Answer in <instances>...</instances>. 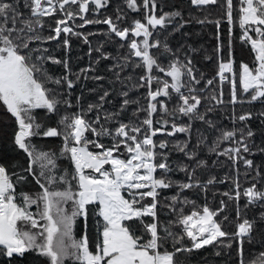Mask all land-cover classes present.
Listing matches in <instances>:
<instances>
[{
    "label": "trees",
    "instance_id": "1",
    "mask_svg": "<svg viewBox=\"0 0 264 264\" xmlns=\"http://www.w3.org/2000/svg\"><path fill=\"white\" fill-rule=\"evenodd\" d=\"M7 2L17 6L22 13L21 20L35 19L31 17L30 10L22 6L24 0H7ZM128 4L129 0H107L105 6L97 9L94 4L89 3V11L86 13H79L78 4L66 5V9L77 13L72 19H68L65 12L59 10L57 6L55 13L40 18L43 26H37L35 34L43 39L34 41L30 47L47 49L48 51L43 53L45 57L51 56L62 61L56 64L51 60H45L43 67L48 75L62 81L59 85L46 83V87L53 89V94H57L60 99L70 101L71 107L61 104L56 113H48L46 109H35L33 115L36 121L43 128L57 127L63 131V126L59 124L63 115L81 114L90 123H94L99 117L100 124L94 126L99 128L103 125L113 134L122 123L129 125V128L139 127L142 138L147 131L143 120L148 118L146 111L148 105L150 102L157 104V111L152 114L151 119L153 128L161 131L157 132L153 140L157 145L161 142L166 143L165 148L155 149L158 153L157 162L166 157L170 171L164 172L158 169L155 176L171 181L172 186L158 189L155 222L161 235H164L163 229L167 227L178 239L183 237L175 244L172 237H169L164 241L161 251L175 252L177 264H240L241 260L244 264H253V261H260L261 254L264 253V219H262L264 200L257 199L249 204V198L243 193L245 189L253 186L256 191L264 192V115H261L264 113V98L251 101V91L244 93L239 83L241 65L253 67L255 63V53L251 45L242 38L243 30L239 22L240 9L243 7L241 0H232L231 23L226 15V0H217L215 4L207 5H194L191 0H155L154 11L151 10V5L149 9L144 8V0H136L138 10H133ZM175 13L179 15H172ZM81 15L84 17L83 20L80 19ZM149 15L166 16L164 26L158 25L155 28L149 26L152 32L149 43L159 41L158 47L149 48V54L156 60L151 73L146 71L141 58L136 57L129 47L133 39L140 43L143 40L142 36L134 37L129 33L127 39H121L105 23L85 24V20L103 21L110 18L118 29H124L131 28L136 20L146 24ZM58 20H67V26L72 32H61L57 39L48 40L47 37L56 35L54 29ZM19 26L22 25L18 22ZM65 40L68 41L67 46L64 44ZM37 55L40 53L34 52L33 58L35 59ZM189 61L191 64L188 66L193 70V75L199 83H195L187 75L182 77V83L193 87L195 92L191 94L198 96L201 101L196 114L191 117L176 111L182 101L179 99L180 94L171 88L168 90V96H158L156 101H150L148 96L150 90L156 91L157 88H162L163 81L172 83L171 77L159 71L160 67L167 69L174 62L187 65ZM65 62L68 65L67 70L64 67ZM222 62L232 64V71L225 72L227 79L223 82L218 75ZM149 75L153 77L151 89L147 81L141 79ZM65 76L73 81V88H67L64 82ZM93 77H102V79ZM209 80H212L211 85L207 84ZM233 80L236 83V103H231ZM181 92L184 95L190 94L187 86L182 88ZM105 93L107 96L101 101L100 97ZM213 96L217 99H212ZM125 100L129 101L127 105L124 104ZM220 100H223V103ZM157 101L166 106L167 112ZM89 105L97 107L89 111ZM247 113H251V119L245 121L238 119L240 115ZM197 115H203L204 120L198 119ZM173 124L187 127L189 130L169 136L167 132L173 131ZM249 130L253 133L251 137L247 136ZM17 131L15 118L0 102V165L6 168L15 186L17 202L21 203V193L35 198L42 189L36 183L34 176L26 171L30 161L27 154L15 144ZM226 131L234 132L235 136L232 139H223V133ZM86 135L106 147H111L114 143L111 135L96 137L91 132ZM241 140L243 144L239 143ZM31 143L38 151L55 153L59 157L64 141L62 137L34 136L31 138ZM244 144L248 146V152L243 151ZM177 145L181 147L186 145V147L181 151ZM236 147L240 148V152L233 154L234 159L218 155L225 149ZM89 149L94 152L100 151L91 144ZM120 153L124 156L128 155L123 147L120 148ZM245 160H251L252 166H247ZM56 163L57 174H63L65 170L73 171L70 161L65 158H58ZM105 167L110 168L109 165ZM182 168H187L188 171H182ZM33 169L36 174L40 171L38 165H34ZM189 174H192L191 182L194 184L199 182L200 186L181 190L179 186L189 182ZM208 179H214V183L207 184ZM72 183L75 187V181ZM51 187L63 190L65 185L53 184ZM237 191L241 193L238 200L229 199V196L224 195L228 192L235 197ZM173 197L179 198L175 205L172 203ZM185 200L187 203H184ZM221 201L224 202L223 211H219L214 219L220 222L222 230L230 235L218 238L213 244L200 249L194 248L183 232V225L178 223L180 210H183L184 215L194 210H201L204 206L211 210H219ZM151 202V197H144L141 200V204L144 205ZM42 207L41 204L40 209ZM65 207L70 214L71 202ZM29 211L37 213V205H31ZM97 211L96 205H89L87 217L75 219L72 233L73 238L77 240L82 239L83 236L87 237L89 250L94 254L102 239L100 232L103 225V220L97 215ZM225 217L227 219H224ZM142 219L145 224L153 222L151 216ZM244 219L254 222V228L251 239L244 238V254L240 256L237 251L238 240L234 233L238 230V223ZM127 223H131L137 235L147 241L149 234L139 221ZM228 244H231V247H228ZM179 248L191 249V251L176 252ZM0 264H49V261L41 256L38 250H30L23 256L14 255L11 258L0 251ZM65 264H76V262L69 258L65 260Z\"/></svg>",
    "mask_w": 264,
    "mask_h": 264
},
{
    "label": "snow or ice",
    "instance_id": "2",
    "mask_svg": "<svg viewBox=\"0 0 264 264\" xmlns=\"http://www.w3.org/2000/svg\"><path fill=\"white\" fill-rule=\"evenodd\" d=\"M194 5L215 4L217 0H191ZM89 3L95 5L97 9L105 6L107 0H24L23 7L30 10L31 17L35 19L21 20L22 13L17 6L7 0H0V102L6 106L7 111L15 118L18 125V131L15 133V144L29 158V165L26 171L36 179L42 192L37 193L35 198L28 194L21 193L22 202H17L16 190L11 181L7 170L0 165V251L9 258L14 255L23 256L30 250H38L41 256L48 259L49 264H65V260L71 258L76 264H177L175 252H169L161 249L164 247V241L172 237L174 244L179 243V239L169 228H164V235L160 234L158 224L155 222L157 217V196L158 189L169 188L172 182L165 178H157L155 173L158 169L164 172L170 171L166 157L157 162V147L163 149L165 142L157 145L153 137L161 129L153 128L151 116L157 111V104L149 103L148 118L143 120L147 126V131L140 136L139 127H131L127 124H120L113 134L109 129L100 125L99 128L94 124H100L99 117L90 123L84 119L81 114L63 115L59 124L63 126V131L57 127L43 128L36 121L33 115L35 109H46L48 113H56L59 105L65 104L71 107L70 101L62 100L54 90L47 88L46 83L61 84L60 79H53L44 69L45 60H51L53 63L60 64L62 61L53 59L51 56L45 57L44 52L47 49L32 48L30 44L43 38L36 33V27H42L41 17L49 16L59 10L65 12L68 19L74 18L77 13L66 9V5H79V13L89 11ZM240 11L243 15L240 18V26L244 29L243 36L251 42V48L255 53L256 67L250 68L248 65H242V71L239 77V83L244 93L251 91V101L264 98V0H241ZM155 10V0H144V8ZM128 6L133 10H138L136 0H129ZM232 0H226V15L229 23L232 22ZM167 15V14H166ZM172 15H179L178 13ZM80 19H84L83 15ZM147 23L134 21L131 28L118 29L110 18L103 21L85 20V24L105 23L116 36L121 39H127L129 33L134 37H143L138 43L133 39L129 47L133 54L141 58L143 65L148 73H151L156 60L149 54L150 47H158L159 41L149 43V37L152 32L149 30L156 26H164L166 16L157 17L155 15L147 16ZM18 22L22 25L18 27ZM57 27L54 29L55 36L47 37L48 40L57 39L61 32L71 33L72 29L67 26V20H58ZM219 23V22H217ZM64 25V27H60ZM250 27H245V26ZM83 26V25H81ZM254 26V27H251ZM249 31L257 34L256 39L248 35ZM85 42L87 38L85 37ZM67 46L68 41H64ZM142 44V47H141ZM40 53L35 59L33 53ZM179 65L178 62L171 63L167 69L160 67L159 71L164 72L166 76L171 77L172 83L163 81L162 88L156 91H149L150 101H156L158 96L169 95V88L179 93V99L182 103L176 111L184 116L191 117L196 114L197 107L200 105V98L194 94L195 89L190 85L182 83V77L189 76L192 81L199 83L193 75V70L188 65ZM139 66V65H138ZM64 67L67 70L68 65L65 62ZM232 71V64L221 63L219 66V77L221 82L227 79L225 72ZM102 79V77H93ZM146 80L151 89L153 77H141ZM67 88H73V81L64 77ZM208 85L212 80L207 81ZM143 86V84L141 85ZM188 87L189 95H184L181 89ZM232 100L236 103V83L232 81ZM126 95V93H125ZM222 95V93H221ZM107 93L101 96L104 100ZM212 99H217L213 96ZM250 101V102H251ZM223 103V100H220ZM128 100L124 101L127 105ZM161 107L167 112V108L161 102ZM97 106L89 105V111ZM261 115H264L262 113ZM110 119V117H106ZM198 119L204 120L203 115H197ZM240 121L251 119V113L240 115ZM167 123V122H165ZM173 131L167 132V135H174L176 132H187L189 129L184 126L172 125ZM91 132L96 137L111 135L114 143L111 147H106L98 140H91L86 133ZM253 133L249 130L247 136L251 137ZM34 136L43 137H62L64 144L59 154L38 151L31 143ZM235 133L226 131L222 138L232 139ZM119 138V139H117ZM219 141H217V144ZM243 144V140L239 142ZM93 145L100 151L94 152L89 149ZM123 147L128 154L124 156L120 153ZM181 151L184 147L177 145ZM215 148H213V151ZM243 151L248 152L246 144ZM240 148H230L219 152L218 155L228 156L234 159L233 154H239ZM119 153V154H118ZM58 158H65L70 161L73 171L65 170L63 174H57ZM191 158V157H190ZM245 164L252 166L251 160H245ZM39 166V173L36 174L33 166ZM109 165V167H105ZM187 172V168H182ZM194 171V170H193ZM43 181V182H42ZM75 181V187L73 186ZM192 181V174H189V182L181 184V190L190 189L194 186L199 187V182L195 184ZM214 183V179H208L207 184ZM53 184H63V190H56L51 186ZM239 184L237 183V188ZM148 189L147 191H142ZM125 193L127 195H125ZM229 199H239L241 193L236 192L235 197L225 192ZM244 196L249 198L248 203H254L257 199L264 200V192L256 191L255 186L244 190ZM144 197H151L150 204H141ZM178 197L172 198V203L178 201ZM71 202L70 214L65 205ZM184 203H187L185 200ZM43 205L40 209V205ZM224 202L221 201L219 210H211L204 206L201 210H194L188 215L180 210L178 223L183 225V232L192 241L193 247L200 249L206 245H211L218 238L227 237L230 234L222 230L221 223L214 219L223 211ZM31 205H37L38 212L29 211ZM96 205L97 215L102 218L103 225L100 236L101 241L97 245V251L94 254L89 250L87 237L82 239L73 238V225L77 217H87L88 206ZM171 206V205H170ZM239 217V209L237 210ZM153 217V222L145 224L143 217ZM224 219H227L225 217ZM264 219V216H262ZM40 221L45 223L41 224ZM131 221H139L149 234L147 241L142 236L137 235ZM254 228V222L244 219L237 225V231L234 233L238 240V255L243 256L245 243L244 238L251 239V232ZM36 230V231H32ZM231 247V244L227 245ZM179 251H191V249L179 248ZM219 254V253H217ZM240 264H244L241 260ZM253 264H264V253L261 254L260 261H253Z\"/></svg>",
    "mask_w": 264,
    "mask_h": 264
},
{
    "label": "rangeland",
    "instance_id": "3",
    "mask_svg": "<svg viewBox=\"0 0 264 264\" xmlns=\"http://www.w3.org/2000/svg\"><path fill=\"white\" fill-rule=\"evenodd\" d=\"M243 7H246V5H243ZM243 15V13L241 12V16ZM241 16H240V18H241ZM245 27H250V26H245ZM251 27H254V26H251ZM262 27H264V26H262ZM242 30H243V33H244V29L242 28ZM248 35L249 36H251V37H253L254 39H256V38H258L257 36H256V33L255 32H253V31H249L248 32ZM242 38L243 39H245V40H247L244 36H243V34H242ZM248 42H249V44L251 45V42L249 41V40H247ZM244 65V64H243ZM242 66V65H241ZM249 66V65H248ZM257 66V64H256V62L254 63V66L253 67H250V68H254V67H256ZM241 71H242V67H240V73H241ZM240 73H239V77H240ZM241 86V85H240ZM242 87V86H241ZM102 219V218H101ZM40 223L41 224H43V223H45L44 221H40ZM82 238H84V236L82 237ZM188 238V237H187ZM189 239V238H188ZM189 241L192 243V241L189 239Z\"/></svg>",
    "mask_w": 264,
    "mask_h": 264
}]
</instances>
